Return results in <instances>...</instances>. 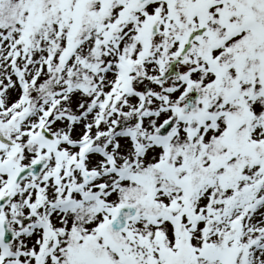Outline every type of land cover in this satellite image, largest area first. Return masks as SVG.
I'll return each mask as SVG.
<instances>
[{
	"label": "snow or ice",
	"instance_id": "snow-or-ice-1",
	"mask_svg": "<svg viewBox=\"0 0 264 264\" xmlns=\"http://www.w3.org/2000/svg\"><path fill=\"white\" fill-rule=\"evenodd\" d=\"M0 264H264V0H0Z\"/></svg>",
	"mask_w": 264,
	"mask_h": 264
}]
</instances>
